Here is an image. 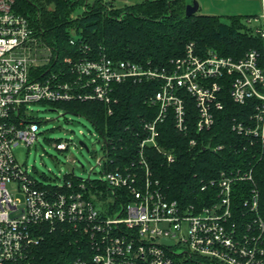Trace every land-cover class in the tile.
I'll return each instance as SVG.
<instances>
[{
    "label": "built area",
    "instance_id": "1",
    "mask_svg": "<svg viewBox=\"0 0 264 264\" xmlns=\"http://www.w3.org/2000/svg\"><path fill=\"white\" fill-rule=\"evenodd\" d=\"M262 5L263 26L253 31L264 42V0ZM15 6L16 0H0V264H31L42 239L38 229L55 230L61 224L77 235V243L86 242L72 264H264V219L253 167L221 171L201 187H216L203 198L202 207L183 205L167 197L143 150L147 144L157 146L158 125L168 115L178 132L187 134L186 95L196 105L197 131L212 129L215 112L224 107L225 90L235 104L253 110L245 122L234 118L232 130L251 144L264 143V54L250 50L236 60L188 43L182 56L157 67L114 60L102 47L82 45L83 54L64 57L48 68L53 51ZM246 19L251 28L261 20ZM127 81L158 84L150 98L158 113L143 123L147 135L137 165L108 169L103 139L104 156L97 163L104 174L99 181L107 186L105 209L96 201L102 190L92 195L95 200L89 198L90 177L71 176L78 183L42 187L17 162L14 149L33 144L39 132L31 105L97 100L111 114L114 86ZM67 147L55 143L59 151ZM167 159L175 160L171 153ZM247 182L253 186L243 193V208H236L234 185Z\"/></svg>",
    "mask_w": 264,
    "mask_h": 264
},
{
    "label": "trees",
    "instance_id": "2",
    "mask_svg": "<svg viewBox=\"0 0 264 264\" xmlns=\"http://www.w3.org/2000/svg\"><path fill=\"white\" fill-rule=\"evenodd\" d=\"M187 0H144L134 4L117 5L102 0H16L15 10L25 15L36 35L53 51L48 68L64 57L83 54L82 45L93 50L102 47L114 60H130L152 66H166L180 57L188 43L200 51L213 50L221 56L240 59L250 50L264 54V42L248 27L249 16L230 15L223 22L221 16L186 14ZM78 8H82L78 12ZM71 40H76L75 45ZM158 91L156 82L127 81L114 86L115 101L112 113L97 100L41 103L66 113L82 116L90 121L105 140L108 150V169H124L137 165L140 145L146 139L143 123L152 121L158 113L150 98ZM223 109L215 112L212 129L198 132L197 109L194 100L186 95L187 134L178 132L171 115L158 125L157 146L147 144L143 150L155 178L161 182L170 200L183 205H204L203 198L216 187H201L220 176L223 170L253 167L254 181L259 191L260 214L264 219V143L249 142L232 130V120L245 122L253 113L250 105L235 104L225 90ZM195 142V145L191 144ZM59 142V141H57ZM221 146L214 151L213 147ZM167 153L175 160L168 162ZM66 175L64 182L77 180ZM40 183V182H39ZM89 198H97L105 209L107 186L99 180L88 181ZM42 186L43 184L40 183ZM252 183L234 185V207L243 208V193ZM42 187H47L43 185ZM95 200V199H94ZM102 202H101V201ZM68 225L54 228L41 226L37 232L41 241L33 250L31 264H72L86 242H76L77 235Z\"/></svg>",
    "mask_w": 264,
    "mask_h": 264
},
{
    "label": "rangeland",
    "instance_id": "3",
    "mask_svg": "<svg viewBox=\"0 0 264 264\" xmlns=\"http://www.w3.org/2000/svg\"><path fill=\"white\" fill-rule=\"evenodd\" d=\"M112 1L121 5L142 0ZM197 1L200 14L221 16L222 21L227 23L229 21L225 17L230 15L256 16L261 20L253 23L252 29L263 26L262 0ZM81 10L78 8V12ZM244 22L248 27L251 26L247 24L246 18ZM30 112L39 124L37 139L30 146L21 143L13 152L17 162L35 179L45 186H56L64 183L66 175L82 180L89 177L91 180L104 178L103 169L97 163L104 156L103 138L90 121L48 104H33ZM57 141L67 143V150H57ZM80 142H84L88 150Z\"/></svg>",
    "mask_w": 264,
    "mask_h": 264
},
{
    "label": "water",
    "instance_id": "4",
    "mask_svg": "<svg viewBox=\"0 0 264 264\" xmlns=\"http://www.w3.org/2000/svg\"><path fill=\"white\" fill-rule=\"evenodd\" d=\"M199 8H200L199 2L197 0H193L190 4H188L186 6L187 16H191V15L196 14L199 11ZM80 144H81V146H83L84 148H86L88 150V148L84 142H80ZM168 243H171V242H168Z\"/></svg>",
    "mask_w": 264,
    "mask_h": 264
},
{
    "label": "crops",
    "instance_id": "5",
    "mask_svg": "<svg viewBox=\"0 0 264 264\" xmlns=\"http://www.w3.org/2000/svg\"><path fill=\"white\" fill-rule=\"evenodd\" d=\"M118 1V0H117ZM125 1H127V0H123V2H125ZM142 1H144V0H142ZM142 1H138V2H131V3H139V2H142Z\"/></svg>",
    "mask_w": 264,
    "mask_h": 264
}]
</instances>
